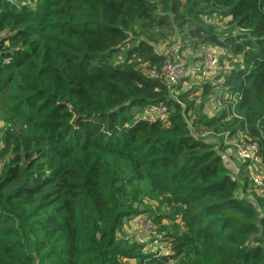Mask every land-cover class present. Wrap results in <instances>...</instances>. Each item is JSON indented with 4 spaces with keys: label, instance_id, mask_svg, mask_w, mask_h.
I'll use <instances>...</instances> for the list:
<instances>
[{
    "label": "trees",
    "instance_id": "16d2710c",
    "mask_svg": "<svg viewBox=\"0 0 264 264\" xmlns=\"http://www.w3.org/2000/svg\"><path fill=\"white\" fill-rule=\"evenodd\" d=\"M175 41L223 50L220 84L148 76ZM263 115L264 0H0V264H264V205L186 122L264 161ZM143 214L171 253L118 239Z\"/></svg>",
    "mask_w": 264,
    "mask_h": 264
},
{
    "label": "built area",
    "instance_id": "2783aa9c",
    "mask_svg": "<svg viewBox=\"0 0 264 264\" xmlns=\"http://www.w3.org/2000/svg\"><path fill=\"white\" fill-rule=\"evenodd\" d=\"M27 1V0H26ZM175 43V42H174ZM172 47V48H171ZM170 48L163 52L166 59L159 71L149 72L148 76L164 81L169 86H175L182 83L188 78L195 77L198 80H204L203 83L209 82L212 85L220 84V81H215V78L230 69L227 62H221V54L214 49L205 50L200 56L187 58L180 51V43L172 44ZM229 67V69L227 68ZM225 69H227L225 71ZM206 97L204 111L209 117L218 115L224 108L221 98L230 99L236 102V96H231L224 93L222 89ZM199 96V94H197ZM202 100L197 99L196 104H201ZM168 112L165 105L149 106L145 114L151 120L161 119ZM264 121V115L261 118ZM189 129L196 138H206V140L214 139V133L208 129L196 130L191 126V123L186 121ZM260 136L264 137V131L260 130ZM210 138V139H209ZM225 154V160L233 162H242L244 173L249 179L250 192L260 200L264 205V161L261 157V146L256 141H240L231 140L228 136H224L222 145L219 147ZM4 166V162L0 160V171ZM240 171V170H239ZM243 183V182H242ZM248 190V191H249ZM155 224L147 215H139L125 224L123 228L129 227L137 237V240L143 241L147 239L154 230ZM159 255L167 254L160 249L157 252ZM124 264H126L124 262Z\"/></svg>",
    "mask_w": 264,
    "mask_h": 264
},
{
    "label": "rangeland",
    "instance_id": "374dc122",
    "mask_svg": "<svg viewBox=\"0 0 264 264\" xmlns=\"http://www.w3.org/2000/svg\"><path fill=\"white\" fill-rule=\"evenodd\" d=\"M34 4L35 3L33 1L32 6H34ZM228 20L229 19H224L222 21L217 22L218 20L212 18V19H208L207 21L209 23L217 26L219 28L218 31L221 34H225L226 35V34H228V29H227V26H226V22H229ZM234 32L236 33V32H238V30L234 29ZM177 43H178V41H175V43L173 42V44H176V45H177ZM158 45H157L158 49H159L160 45L161 46L162 45L166 46L164 43L163 44L160 43ZM128 47H129V45L123 47L121 53H119L115 57V61L121 62L122 60H124L125 51L128 49ZM207 49H214L219 54H221V56L223 55V53L225 54V52L223 50H221L220 48H218V47L205 45L204 47H202L197 52H193L192 56H190L189 58L200 56ZM187 54L188 53H184V56L187 57ZM224 63H225V65H227L226 61H224ZM227 68L229 69L228 66H227ZM226 70L227 69H225V71ZM203 81L204 80H198L195 77H192V78L190 77V78H188V80L186 82H182V83H179V84L182 86L181 91H185L187 88L191 87L192 85H200V84H202ZM224 136H228V134L227 133H222L221 135H215L214 134V138L217 141L216 145H214L215 146V150L217 151L218 155L221 156L222 161H223V165L228 170L231 171L233 178L238 179L239 181L243 182V179L247 178V175H246V172L245 173L244 172L240 173V171H239L240 168L243 165L242 162H228V160H225V157H224L225 154H224L223 150L219 148L220 147V143H222V141L224 139ZM240 137H241L240 134H236V135L232 136V138H230V139L231 140H239V139H241ZM201 139L206 140V138H201ZM253 194L254 193L250 192V190L245 192V195L247 196V198L250 201L255 202ZM257 208H258V206H257ZM258 210H260V209L258 208ZM163 222H164V224H166V221H163ZM126 224H128V222ZM118 239L126 240L127 242L129 241L130 242L129 244L137 243L139 245H143L144 246V249H143L144 253H156V252H159L160 249L164 250L166 253H171L170 248L163 241L162 235H160L157 232V226L156 225L154 226V230H153L152 234H150V236L147 239L143 240V241L137 240V237L135 236L134 232L129 227L122 229V231L118 234ZM123 262H125L126 264H137L135 261H123Z\"/></svg>",
    "mask_w": 264,
    "mask_h": 264
},
{
    "label": "crops",
    "instance_id": "0c3cea01",
    "mask_svg": "<svg viewBox=\"0 0 264 264\" xmlns=\"http://www.w3.org/2000/svg\"><path fill=\"white\" fill-rule=\"evenodd\" d=\"M165 49H166V48H160V50L163 51V52L165 51ZM213 140H214V145H216V143H217L216 139L214 138ZM221 145H222V143H220V146H221ZM228 162H233V161L228 160Z\"/></svg>",
    "mask_w": 264,
    "mask_h": 264
}]
</instances>
